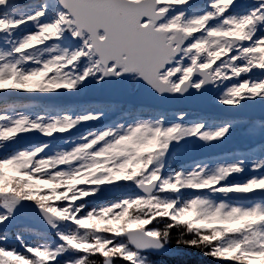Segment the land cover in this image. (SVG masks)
Returning <instances> with one entry per match:
<instances>
[{
  "label": "snow or ice",
  "instance_id": "1",
  "mask_svg": "<svg viewBox=\"0 0 264 264\" xmlns=\"http://www.w3.org/2000/svg\"><path fill=\"white\" fill-rule=\"evenodd\" d=\"M181 249L264 264V0H0V264Z\"/></svg>",
  "mask_w": 264,
  "mask_h": 264
},
{
  "label": "trees",
  "instance_id": "2",
  "mask_svg": "<svg viewBox=\"0 0 264 264\" xmlns=\"http://www.w3.org/2000/svg\"><path fill=\"white\" fill-rule=\"evenodd\" d=\"M169 247H175L174 245H169ZM182 259L175 260L171 259L168 255L165 256H148L152 261V264H215L206 257H202L199 252L195 249H181Z\"/></svg>",
  "mask_w": 264,
  "mask_h": 264
},
{
  "label": "water",
  "instance_id": "3",
  "mask_svg": "<svg viewBox=\"0 0 264 264\" xmlns=\"http://www.w3.org/2000/svg\"><path fill=\"white\" fill-rule=\"evenodd\" d=\"M122 87L123 86L120 84H113L110 85L108 88L100 89L99 94L114 96L119 90H121ZM120 95H121V100H123L125 103H129V102L135 103L141 99L139 95H132V96L128 95L127 97H125L122 93ZM149 253L159 254V255L164 254L162 252H149Z\"/></svg>",
  "mask_w": 264,
  "mask_h": 264
},
{
  "label": "rangeland",
  "instance_id": "4",
  "mask_svg": "<svg viewBox=\"0 0 264 264\" xmlns=\"http://www.w3.org/2000/svg\"><path fill=\"white\" fill-rule=\"evenodd\" d=\"M247 2H249L250 3V0H247ZM98 90H99V88H90L89 89V92H90V94H92V95H96L97 93H98ZM120 92H122L121 90H120ZM125 96H127L126 94H124ZM113 97H116L118 100L120 99V97H119V93L118 94H116L115 96H113ZM173 248V247H172ZM149 255V254H148Z\"/></svg>",
  "mask_w": 264,
  "mask_h": 264
}]
</instances>
